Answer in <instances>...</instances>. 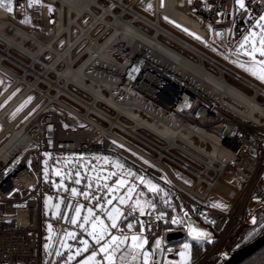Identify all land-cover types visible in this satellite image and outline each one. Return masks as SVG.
Masks as SVG:
<instances>
[{"label": "built area", "instance_id": "1", "mask_svg": "<svg viewBox=\"0 0 264 264\" xmlns=\"http://www.w3.org/2000/svg\"><path fill=\"white\" fill-rule=\"evenodd\" d=\"M92 1L84 0L82 13L70 24L68 30L62 32H60V28L69 24L70 16L76 17L77 14L75 11L65 10L59 0H40L39 3H34L31 6L28 0H12V13L14 15L19 14L21 20L14 18L5 7L0 6V11L3 10L7 14L6 16H0V24L7 23L31 33L36 31L38 40L52 41L54 46L65 37V45L61 48L63 50L69 40H76L82 35L84 27H89L96 21V16L92 13L94 9L102 17L101 19L98 18L93 24L89 34L93 38L98 37L99 39L100 37L101 40L105 39L107 34L112 31V28H107L106 21L114 20L113 13L121 19L130 16L126 13L128 3H133L130 10L139 15H144L143 17L146 20H150V17L136 10L135 4L138 0ZM162 2V6H160L159 0H155V18L152 19L159 20L160 14L170 17L205 38H213L217 49L225 57L237 58L244 62L251 61L239 49V45L245 34L256 25L259 16L264 12V0H245L246 6L243 9L236 5L235 0H162ZM85 4H88L89 8ZM49 5L52 6V10L49 9ZM85 15H89L90 20L83 25L80 20ZM28 18L31 22L25 23L24 21ZM182 18L188 19L193 26L183 23ZM203 24H207L210 31L205 30ZM73 29L76 30L75 35H72ZM90 35L81 36L71 50L72 57L77 58L81 54L84 46L91 41ZM84 42L87 43L83 44ZM79 47L80 49H78ZM77 49L78 51L75 52ZM47 53L52 54V58L48 62L54 60L58 55L55 51L47 49L40 55L41 61L32 63L33 57L30 53L17 46L8 45V41L0 35V76L2 78L0 81V106L13 95L0 109V113L7 110L5 119H0V125L3 126L0 131V149L5 148L6 150V147L12 141L21 138L20 144L16 145L14 149H10L9 157L0 165V264H57V248L65 229L73 228L80 236L87 235L86 231L79 227L80 223L73 224L69 220L73 217L78 205L84 208H93L94 215L99 210L84 198L80 190L83 188V183L80 186L74 185L73 178L78 173L81 157L72 158L70 156L80 152L95 151L117 155L131 166L146 172L169 186L175 192L179 202L185 206L183 210L186 223L185 229L189 227L185 216L189 215L201 227L208 229L211 236L217 234L211 248L194 264H205L215 256L219 260H223L227 252L233 250L227 247L229 240L234 236L238 240L243 238V234L238 233V230L244 221L245 214L257 207L255 204L251 207L250 203L257 195L264 192V125L261 126L262 129L255 128L262 135L253 133L251 130L236 131L227 140L230 142L228 143V149L235 154L236 160L239 162H230L221 170L213 167V170L212 168L209 169L206 174H203V177H200L201 172L199 171H201L200 169L205 170L206 166L202 164L196 155L181 149H174L169 153V157L163 159H167L194 177V184L188 186L178 180L167 167L155 163L147 154L139 151L137 147L135 148L125 137L117 133L120 137H123L122 140L111 133L104 132L102 127L97 126L96 122L98 121L92 119V116L105 123L104 125L98 122L101 125H109L104 119L94 113L91 114V120L86 119L79 113L81 110L70 104L72 107L56 101L48 102L47 96L42 95L37 86H30L28 80L34 78L35 67L38 69L44 68L47 61L43 57ZM82 56L75 62L78 63ZM66 65V59H61L56 67L61 69ZM90 65V72L95 70L104 76H108V78L115 74L117 66L113 62ZM141 69L136 65H132L127 69V75H123L127 80L131 71L132 73L135 72L134 76L136 78L141 73ZM231 71L240 76L236 70ZM39 85L42 87L47 86L45 82ZM20 87L21 89L17 91ZM120 87H123V83H120ZM32 92L37 94L35 99L12 121H8V116ZM185 95V92H181L178 93V97H165V101H171L172 104L174 103L176 107H179V103L183 101ZM187 96L196 105L198 102L196 96L192 93H187ZM41 102L43 103L41 104ZM73 103L83 108V106ZM40 104L41 106H39ZM37 106L39 107L35 109ZM73 108L77 111H74ZM8 122L13 125L14 130L9 127ZM116 130L125 133L119 129H114V131ZM65 133L71 137L75 134V137L66 141L59 140L58 134ZM45 153L50 154L49 160L52 163L57 158L56 156L75 162L74 166L69 168L71 177L65 182L70 184L72 188H76L77 194L74 195L71 189L54 190L51 182L44 178L43 162ZM240 158L242 160L246 158L248 163H242ZM150 162L165 169L175 185L164 182L162 180L163 174L155 169ZM225 169L233 170L238 182V189L220 182V177ZM85 177L94 179L89 169ZM219 183L224 185V189H221V191L234 202L228 209L214 206V203L208 198L210 190ZM202 185H204V189L199 191V187ZM48 193H53L55 198L59 197L62 205L66 201L67 204H73L75 208L70 219H66L60 214L54 219V241L51 246L46 248L44 245V221L46 217L43 212V201L44 196ZM65 210L67 211V209ZM123 212L124 217L132 214L128 206L124 207ZM158 213H163V217L157 219ZM83 216L84 213H81V217ZM138 218L143 223V232L146 235L156 234L162 220L167 219V213L161 211L156 205V208H147L144 214L140 213ZM110 230L112 232L117 231L116 228ZM162 236V256L159 264L166 257L178 258L180 252L176 245H170L164 239L163 234ZM209 238L201 242H209ZM87 240L89 250L98 251V245L95 241L88 236ZM97 258L102 260V254L98 252Z\"/></svg>", "mask_w": 264, "mask_h": 264}, {"label": "bare ground", "instance_id": "2", "mask_svg": "<svg viewBox=\"0 0 264 264\" xmlns=\"http://www.w3.org/2000/svg\"><path fill=\"white\" fill-rule=\"evenodd\" d=\"M59 1L65 10L75 11L77 14L76 17L70 16L69 24L60 28L62 32L68 30L70 24L82 13L84 0ZM132 4L128 3L126 7L129 17L121 19L113 13L114 20L106 21L107 28H112V31L103 40L100 37L93 38L89 34L93 24L102 17L94 9L92 13L96 16V21L82 29V35H90L91 41L84 46L77 58L71 56V50L82 35L74 41L69 40L63 50L56 49L52 41L38 40L36 31L26 32L7 23L0 24V35L8 41V45L17 46L30 53L33 57L32 63L41 61L40 55L45 50L55 51L58 55L54 60L45 62L44 68L35 67L34 78L28 80V84L37 86L39 92L47 96L48 102L56 101L72 107L61 99L63 96L83 106L84 109L79 113L84 118L91 120V114L94 113L104 119L109 125L103 126L96 122L104 132L123 140V137L114 131L119 129L142 142L157 155L152 156L137 149L147 154L155 163L167 167L162 159L169 157V153L174 149L188 151L199 158L206 166L205 170L200 169V177L209 169L213 170V167L221 170L230 162L236 163L237 157L228 149L230 142L227 139L238 130L263 128L264 88L238 71L240 77H235L237 75L231 71L233 68L164 27L158 19L146 20L144 15L133 12L130 10ZM85 6L89 8L88 4ZM6 15L5 11H0V16ZM182 21L193 26L186 18H182ZM162 35L194 54L197 59L162 41ZM81 56V60L75 62ZM61 59H66L67 65L58 69L56 65ZM109 62L117 65L115 74L110 78L95 70L89 71L90 64ZM206 63L215 66L218 72L212 71ZM132 65L142 68V71L136 78L135 72L130 71L126 80L127 69ZM51 72L56 78L50 76ZM227 76L243 83L251 92L242 90ZM43 82L47 84L46 87L39 85ZM120 83H123V87H120ZM172 83L176 84V87H172ZM71 86L78 87L91 98L76 93ZM181 92L186 95L179 107L171 101H165V97H178ZM186 92L196 96V105ZM100 104L113 112L106 111ZM73 110L77 111L75 108ZM6 111L0 113V119H5ZM9 124V127L13 128V125ZM72 137L74 138L75 134ZM72 137L67 133L58 134L61 141ZM20 139L19 137L12 141L6 150L0 149V165L9 157L10 149L20 144ZM240 161L248 163L246 158ZM215 188L224 189V185L219 183Z\"/></svg>", "mask_w": 264, "mask_h": 264}, {"label": "rangeland", "instance_id": "3", "mask_svg": "<svg viewBox=\"0 0 264 264\" xmlns=\"http://www.w3.org/2000/svg\"><path fill=\"white\" fill-rule=\"evenodd\" d=\"M162 0H159V5L162 6ZM154 7H155V0H138L135 4V8L136 10L144 13L145 15H147L148 17L150 18H155V11H154ZM96 10V9H95ZM14 18L18 19V20H21V16L18 14V15H14L13 13H10ZM261 15H264V12L261 14ZM260 15V16H261ZM90 20V16L89 15H85L81 20L80 22L85 25L89 22ZM159 21L161 23V25H163L164 27L168 28L169 30H171L172 32H174L175 34L179 35L180 37L184 38L185 40L189 41L190 43L196 45L197 47L201 48L202 50H204L205 52L211 54L212 56H214L216 59H218L219 61L223 62L225 65H228L230 66L231 68H233L234 70L238 71L239 73H241L242 75H244L245 77H247L248 79H250L251 81H253L254 83L260 85L261 87L264 88V81L260 80L259 77L257 75H253L252 74V71L249 70V66L251 65L252 61L250 62H244V61H241L237 58H227L225 57L221 51L219 49H217L216 45L214 44L213 42V38H205L204 36L198 34L197 32L189 29L188 27L182 25L181 23L171 19L170 17H167L165 15H162L160 14L159 15ZM139 26L145 28L146 30L148 31H151L150 28L146 27L145 25L141 24V23H138ZM203 28L205 30H208L210 31V28L207 24H203ZM184 29H188L189 31H185ZM258 26L257 27H253L251 28L246 34L245 36L248 35L249 32L251 31H258ZM190 33H196L197 36L201 37L202 39H197L196 36H193L191 35ZM76 34V30L73 29L72 31V35H75ZM244 36V37H245ZM243 37V38H244ZM161 40L166 42L167 44L175 47L176 49H178L179 51H181L182 53L190 56L191 58L193 59H197V57L192 54L191 52L185 50L184 48H182L181 46H179L178 44L172 42L171 40L167 39L166 37H164L163 35L160 36ZM243 41V39H242ZM241 41V42H242ZM87 42H84L83 44H86ZM65 45V37H63L56 45L55 47L58 48V50H61V48H63V46ZM80 49V47L78 48ZM78 49L75 51L77 52ZM244 54V50L243 49H240ZM19 56H21L19 53H18ZM246 55V54H245ZM22 57V56H21ZM52 58V54L51 53H47L43 59L45 61H50ZM250 58V57H249ZM251 59V58H250ZM257 59H264V57H260L259 54H257ZM207 66L214 72H218V69H216L215 66H213L212 64H208L206 63ZM241 64L245 65V67H241ZM62 67V66H61ZM59 69V68H58ZM42 70V69H41ZM50 76L52 78H56V75L54 73H51ZM227 78L233 82L234 84H236L239 88H241L242 90L250 93V89H248V87L246 85H244L243 83L241 82H238L237 80H235L233 77L231 76H227ZM2 80L1 76H0V81ZM172 87H176V85L174 83L171 84ZM22 87V86H21ZM21 87L17 90L19 91L21 89ZM71 89L74 90L76 93H79L81 95H84L85 97L87 98H90V96H88L86 93L84 92H81L78 88H76V86H71ZM36 93L35 92H32L27 98L25 101H27V103H25V101L22 103L24 104V106L22 108H20V105L8 116L7 120L8 121H12L18 114H20L27 106L28 104L35 99L36 97ZM13 96V95H12ZM12 96L7 100L5 101V103H7L11 98ZM31 97V100H28V98ZM61 99L74 106L75 108L79 109L82 111L83 108L79 107L78 105L74 104L72 101H70V99L68 98H65V97H61ZM260 99H262V97H260ZM4 103V104H5ZM43 102H41L42 104ZM4 104H2L0 106V109L4 106ZM41 104L39 106H41ZM39 106H37L35 109H37ZM100 106L102 108H104L106 111L112 113L113 111L111 109H109L107 106L103 105V104H100ZM18 108H20L19 111H16ZM13 113H15L13 115ZM92 119L100 122L101 124H104L105 123L101 120H99L98 118H96L95 116H92ZM124 121L126 122H129L128 120L122 118ZM90 127V126H88ZM3 129V126L0 125V131ZM251 130V132L253 133H257L258 135H262L258 130H256L255 128L254 129H249ZM142 132L146 133L147 135H149L150 137H152L154 140H157L158 142H160L159 139L155 138L153 135L147 133L146 131L142 130ZM115 133H118L119 135L125 137L134 147H137V148H140L142 149L144 152L152 155V156H156V152H154V150H152L151 148L147 147L146 145H144L142 142L138 141L137 139L131 137V136H128L126 135L125 133H122L120 131H115ZM85 153H89V154H86L85 156L87 157H91L95 160V162H100L101 165L103 166H108V165H112L115 169H117V171L121 172L124 176L126 177H129V178H134V179H137V177H144L145 178V175L143 173H140L138 172L136 169L130 167L127 163H125V161H123L122 159H120L119 157H116V156H112L110 154H107V153H103V154H100L98 152H80L79 154H76L78 156H84ZM73 154L70 156L72 157ZM58 158V156H56ZM138 157L140 158V156L138 155ZM50 158V154L48 156H45L44 155V162H43V173H44V178L46 180L49 181V174L51 172V175L53 176L51 178L52 180V185H53V189L54 190H66L67 189V185H66V182H65V170L64 168H60L58 166V162L57 161L58 159L56 158L55 161L52 163L50 162L49 160ZM45 161H47V163H45ZM162 162L169 168V170L171 171V173L180 181H182L183 183L187 184L188 186H192L195 182V179L193 176H191L189 173H187L186 171L180 169L179 167H177L176 165H174L173 163H171L170 161H168L167 159H163ZM151 163V162H150ZM149 163V164H150ZM119 165V167H118ZM151 165H153V167H155V169H157L158 171H160L163 176H162V180L164 182H166L167 184H170V185H175L174 182L172 181L171 177L169 176L168 172L163 169L162 167L156 165V164H153L151 163ZM200 167V165H198ZM45 169H47V178L45 177ZM98 169V168H97ZM56 170H59L60 171V175H57L56 174ZM93 170V169H92ZM99 171V170H98ZM102 171V170H100ZM129 171H131V173L133 175L129 176L128 173ZM97 172V171H96ZM105 177H107V173L105 171L101 172ZM56 177H59V180L56 179ZM125 177V178H126ZM154 178V177H153ZM156 179V178H155ZM139 180V179H137ZM140 181V180H139ZM150 181H154V180H150ZM220 182L223 183L224 185L226 186H229V187H232V188H235V189H238V182H237V179H236V176L233 172V170L231 169H225L220 177ZM160 185V184H158ZM167 186V185H166ZM169 187V186H168ZM160 188V186H159ZM171 189V188H170ZM204 189V185L200 186L199 187V191H203ZM172 190V189H171ZM173 191V190H172ZM163 190H160V193H162ZM175 193V192H174ZM154 193L150 192L149 196H148V200L154 202ZM164 195V194H163ZM208 198L209 200H211L214 205L218 208H221V209H228L230 208L234 202L229 199L222 191L221 189L219 188H213L210 190L209 194H208ZM165 200L168 201V197L165 196L164 200H163V205H167V206H171V203H165ZM155 203V202H154ZM156 204V203H155ZM182 204V207H183V210L185 209L184 207V204ZM257 205L256 209L255 210H250V212L246 213L245 214V218H244V221L242 223V225L240 226L239 229H241L244 225L246 224H252V218L255 217V213L256 211L258 210H261L264 212V192L260 193L259 195H257L253 200L252 202L250 203V206L252 207L253 205ZM57 205L59 207H57ZM254 205V206H255ZM81 206V205H79ZM113 206H120L119 203L117 205H111L108 209V206L105 207L106 210H111V208ZM226 206V207H225ZM61 207H62V204H61V199L58 197V198H55L54 194L53 193H48L44 196V201H43V212H44V215H45V221H44V226H45V236H44V245H48V246H51L53 244V241H54V237H55V230H54V219L56 217L59 216V213H60V210H61ZM90 208V207H87V208H84L83 206L81 207V213H84V216L87 215V209ZM99 212L96 214V215H99L101 216L105 223L106 224H111V221L107 219V213L106 211H102L100 208H98ZM165 212V211H164ZM81 213H80V217L77 219V223H83V217H81ZM94 213V211H93ZM76 216V209H75V212H74V215L73 217ZM256 218V217H255ZM63 220H65V218H63ZM72 218L69 220L71 222ZM167 219H163L162 220V223L165 222ZM72 223V222H71ZM51 226V227H49ZM87 228L90 229V224L86 225ZM186 227V225H185ZM256 228V227H254ZM258 228H256V231H257ZM252 230V228H251ZM239 231V230H238ZM250 231L248 232H240L243 234V238L242 240L244 241L245 240V243L249 242L251 239H253V234L251 236L248 235ZM66 233H74L75 236H68L66 235ZM239 233V232H238ZM114 233H112L111 231H109V235L105 237V239L103 241H101V243H106V240L107 238H110ZM87 236L90 237V235L88 234L87 232V235H84V236H80L73 228H70V229H65L64 230V233L60 239V242H59V245H58V248H57V251L59 252V255L62 257L60 259V261L58 262V264H64V261L67 260V256L69 254V252H75V250L77 248H82V244H81V241L82 240H87ZM189 238V237H188ZM217 238V234H214L212 235L210 238H209V242H213L215 239ZM191 239V238H190ZM183 240L181 243H179L177 246L179 249L182 250V245L185 243V242H188L190 244V241L191 240ZM62 242L64 244H67L69 247L65 248L62 246ZM244 243V244H245ZM230 249H233L235 250V248H230ZM149 251L152 253V247L151 248H148L147 247V244H145L144 246V249L142 251ZM232 250V251H233ZM91 250H89L88 248V251L85 252V251H81L80 252V255L79 256H76L73 260L71 261H68V264H80V261L83 260V259H86L89 255H91ZM97 252V251H96ZM189 252H190V249H189ZM181 257L177 258V259H168V258H165L161 264H166V262L168 261H175L177 262V264H179V262L181 261ZM58 260V255L56 256V261ZM101 261V264L103 263L102 260ZM142 262V259L141 260H138L136 263H141ZM188 264H191V262L189 261Z\"/></svg>", "mask_w": 264, "mask_h": 264}, {"label": "snow or ice", "instance_id": "4", "mask_svg": "<svg viewBox=\"0 0 264 264\" xmlns=\"http://www.w3.org/2000/svg\"><path fill=\"white\" fill-rule=\"evenodd\" d=\"M29 5H33L34 3H39L40 0H28ZM236 5H238L241 9L245 8V0H235ZM12 0H0V6L5 7L9 13L13 12V7L11 6ZM50 10H52V6H48ZM25 23H30V18L26 19L24 21ZM258 26V31H251L248 33L247 36L243 38V41L239 45V49H243L245 54L251 58V65L249 66V70L252 71L253 75H257L260 80L264 81V59H257V54H259L260 57H264V15L259 16L256 25H254V28ZM211 27V26H210ZM185 31H189L188 29H184ZM193 36H196L197 39H202L201 37L197 36L196 33H190ZM219 35V33H217ZM238 49V50H239ZM241 67H245V65L241 64ZM28 100H31V97L28 98ZM27 103V101H25ZM24 104L20 105V108H22ZM20 108H18L16 111H19ZM15 113H13L14 115ZM49 153H45V156H48ZM47 163V161H45ZM119 167V165H118ZM56 174L60 175V171L56 170ZM79 173H77V176ZM129 176L133 175L131 171L128 173ZM45 177L47 178V169H45ZM99 179V178H97ZM107 179V177H105ZM137 179L140 180L142 184H145L148 187V190L152 193H157L160 191L159 185L153 184L152 181L146 180L144 177H137ZM79 182V181H77ZM129 184V181L127 179L121 178L118 179L115 183V185L107 186L105 185V188L108 192H118L121 187L124 185ZM72 193L75 195L77 194V189L72 188ZM136 191V186L130 185L127 189V192L124 195L121 196H113L112 199L107 200V204L112 205L113 199H118L119 205H125L128 204L130 208V213H134L137 210L141 214L145 213V210L147 208H156V204L150 200L147 199H141L142 194H137V197L135 200L132 199L133 192ZM86 197H88L90 194L88 192L83 193ZM167 195V193H165ZM95 199V197H92ZM165 203H168L167 200H165ZM120 206H113L111 210H106L104 208L103 204L97 203L96 207L100 208L102 211H106L107 213V219L111 221V224H106L104 219L99 215H94L93 208L87 209V215L83 216V223L79 225L80 228H83L88 234L91 236V238L95 241L96 245L99 246V251L104 253V257L107 260V264H136L138 260L142 259V264H150V258L152 257L153 253L149 251H142L144 249L145 244L148 243V240L142 235V234H133L130 237L131 243H128L129 236L121 234L119 236L112 235L111 238L106 243H101L105 239L106 236L109 235L110 229H115L118 227L117 221L121 219L124 216V212ZM215 206V205H214ZM57 207H59L57 205ZM81 207H76V216L72 217L71 222L73 224L77 223V219L80 217L81 213ZM226 207V206H225ZM163 213L157 214V219H160L163 217ZM173 223H177V219L175 217L172 218ZM253 225H256L258 223L257 219L255 217L252 218ZM90 224V229L86 227V225ZM140 226L143 228V223L140 222ZM51 227V226H49ZM134 225L129 223L128 228H133ZM260 227L264 229V223H260ZM256 231L255 228L252 229L251 232L248 233L249 236H251ZM68 236H75L74 233H66ZM189 236L197 241H202L208 237L211 236V233L199 229V228H193L190 227L189 229ZM162 241L156 240L155 242V248L159 249ZM82 248H77L75 252H69L67 256V260L64 261V264H68V261L73 260L76 256L80 255L81 251H88L89 248V242L88 240H82L81 241ZM62 246L67 248L69 247L67 244H64L62 242ZM47 248L48 245H45ZM127 247L128 251L123 252L119 260L117 261V253L121 252V249ZM191 248V245L188 242H185L182 245V250L178 253V255L182 258L179 264H188L190 261V252L189 249ZM171 251V249H169ZM57 255L59 256V252L57 251ZM225 255V254H222ZM97 252L92 251L91 255H89L86 259H83L80 261V264H101L100 260L96 259ZM166 264H177L175 261H168Z\"/></svg>", "mask_w": 264, "mask_h": 264}, {"label": "trees", "instance_id": "5", "mask_svg": "<svg viewBox=\"0 0 264 264\" xmlns=\"http://www.w3.org/2000/svg\"><path fill=\"white\" fill-rule=\"evenodd\" d=\"M77 154V153H76ZM78 155L73 154L72 158L77 157ZM81 157V156H80ZM64 157H58L57 161L58 162V166L60 168H64L65 170V181H68L69 178L71 177V172L69 170V168L74 166V161L73 160H65L63 159ZM90 171V165L88 162V159L84 156L81 157V162L79 164V170L78 173L79 175L77 176V174L75 175V177L73 178V183L74 185H82L83 183V188H81V192L82 194L85 192H88L90 195L88 197H86L85 195L84 198L86 200H88L89 202H91V204L93 205H97V203L99 202L100 204H103L104 207L107 203V200L110 198L111 194L108 193V191L105 188V185L100 184L98 182H96L94 179H88L85 177L86 172ZM49 181L52 184V180L51 178L53 177L51 175V172L49 174ZM56 179L59 180V177H56ZM79 181V182H77ZM67 185V189H72V186L70 184H66ZM160 190H163L162 193H160V191H158L157 193H154V202L156 203V205L158 206V208L161 211H165L167 213V220L163 223H160L159 225V230L156 234H154L152 236V242L154 244V241L156 240V238L161 235V234H168L170 232H174V231H178V230H182L185 229V221H184V214H183V207L181 202H179V200L176 197V194L174 193V191H172L168 186H166L163 183H160ZM53 187V185H52ZM74 188V187H73ZM165 193H167V195H165ZM164 194V195H163ZM168 197V203H171V206H167V205H163V200L164 198ZM92 197H95V199H93ZM74 205L73 204H67L66 201H64L62 208L60 210V215L64 216L66 219H70V217L72 216V213L74 211ZM67 209V211L65 210ZM175 217L177 219V223H173L172 222V218ZM255 217L258 221V223L256 225L252 224H246L244 225L241 229H239V233L240 232H248V231H252L251 228L253 229L254 227L258 228L257 231H255L253 233V238L257 237L258 235H260L261 233L264 232V229H262L260 227V223H264V212L261 210L256 211L255 213ZM140 220L138 218V216H126L121 220V227H126L128 226L129 223L133 224L134 227L132 229H141L142 227L140 226ZM255 228V229H256ZM190 238H183V239H176V240H170L168 241V243L170 245H178L179 243H181L183 240H189ZM190 251H191V264L196 263L198 260H200L205 253L211 248L212 246V242H201V241H197V240H193L190 239ZM245 243V240H238L236 236L232 237L229 242L227 243V247L228 248H239L241 247L243 244ZM62 257L59 256L58 260L56 261L57 264L60 261ZM223 260H219L217 256L213 257L211 260H209L208 262H206L205 264H220ZM241 264H264V247L259 250L258 252H256L255 254L251 255L248 259H246L245 261H243Z\"/></svg>", "mask_w": 264, "mask_h": 264}, {"label": "crops", "instance_id": "6", "mask_svg": "<svg viewBox=\"0 0 264 264\" xmlns=\"http://www.w3.org/2000/svg\"><path fill=\"white\" fill-rule=\"evenodd\" d=\"M96 152H98V153H100V154H103V153H107V154H110V155H114V154H112V153H108V152H99V151H96ZM77 154H79V153H77ZM86 154H89V153H85L84 154V157H86L87 159H88V162H89V165H90V174L92 175V177L95 179V181L96 182H98V183H100V184H103V185H107V186H112V185H115V183H116V181L118 180V179H121V178H124V179H127L128 181H129V184H126V185H124L123 187H121L120 189H119V191L118 192H108V193H110L111 194V196H110V198L109 199H112L113 198V196H121V195H124L126 192H127V189H128V187L130 186V185H135L136 186V191L135 192H133V194H132V199L133 200H135V198L137 197V194H142L141 195V199H147L148 200V196H149V194H150V191L148 190V187L145 185V184H142L139 180H137V179H134V178H129V177H126V176H124L121 172H119V171H117V169H115L112 165H108V166H103V165H101L100 164V162L98 163V162H95V160L93 159V158H91V157H87V156H85ZM76 155V154H75ZM114 156H116V157H119V156H117V155H114ZM120 158V157H119ZM120 159H122V158H120ZM123 160V159H122ZM124 161V160H123ZM125 163H127V162H125ZM128 164V163H127ZM130 167H132V168H134V169H136L138 172H140V173H143L144 175H145V179L146 180H154V181H152V183L153 184H160V183H162L161 181H159V180H157V179H155V178H153V176H151V175H149V174H147L146 172H144V171H142V170H140V169H137V168H135V167H133V166H131L130 164H128ZM98 168V169H97ZM93 169V170H92ZM99 170V171H98ZM100 170H102V171H100ZM97 171V172H96ZM103 171H105L106 173H107V179H105V176L101 173V172H103ZM126 177V178H125ZM97 178H99V179H97ZM119 203V201H118V199H113V205L115 204V205H117ZM108 206V209H109V207L111 206V205H109V204H107L106 203V205H105V207H107ZM126 206H128L129 207V205L128 204H125V205H122V206H120L121 208H122V210L124 209V207H126ZM104 207V208H105ZM98 208V207H97ZM94 211V210H93ZM60 214V213H59ZM140 214V212H139V210H137L136 212H134V213H132L131 215L132 216H138ZM124 218V216L121 218V219H119L118 221H117V223H118V227L116 228L117 229V231L116 232H112L111 230V232L112 233H114L113 235H117V236H119V235H121V234H124V235H127V236H129V241H128V243H131V240H130V237H131V235H133V234H142L147 240H148V243H147V247L148 248H151L152 246H153V242H152V236L154 235V234H150V235H146L144 232H143V228H141V229H129L128 228V226H124V227H121V220ZM140 220V219H139ZM86 234H87V232H86ZM162 235V234H161ZM164 235V239H165V234H163ZM160 236V235H159ZM89 237V236H88ZM89 238H91V236L89 237ZM111 238V237H110ZM110 238H107V240H106V242L110 239ZM186 238H188V237H186ZM190 238V237H189ZM92 239V238H91ZM192 239V238H191ZM93 240V239H92ZM194 240V239H193ZM155 242V241H154ZM168 242V241H167ZM177 246V245H176ZM178 247V246H177ZM180 251H181V249H179ZM126 251H128V249H127V247H124V248H122L121 249V252L120 253H117V261L119 260V257H120V255L123 253V252H126ZM98 252L99 253H101L102 254V256H103V259H102V264H107V260L105 259V257H104V253L103 252H100L99 251V246H98V251H97V254H98ZM153 253V252H152ZM180 257V256H179ZM178 257V258H179ZM190 257H191V251H190ZM167 258V257H166ZM96 259L97 260H99L97 257H96ZM165 259V258H164ZM163 259V260H164ZM168 259H171V258H168ZM177 259V258H176ZM162 260V261H163ZM191 260V259H190ZM136 264H142V262L141 263H136ZM150 264H153V255H152V257L150 258Z\"/></svg>", "mask_w": 264, "mask_h": 264}, {"label": "water", "instance_id": "7", "mask_svg": "<svg viewBox=\"0 0 264 264\" xmlns=\"http://www.w3.org/2000/svg\"><path fill=\"white\" fill-rule=\"evenodd\" d=\"M239 78L240 76H235ZM187 222H188V229H182L174 232H170L165 235V240L170 241V240H176V239H183L185 237H190L189 236V229L190 227L193 228H199L202 230H205L209 233H211L208 229L201 227L193 217L186 215L185 216ZM191 238V237H190ZM209 238V237H208ZM206 238V239H208ZM156 240H161L163 243V236L160 235L156 238ZM155 240V242H156ZM155 242L152 246V252H153V264H159V261L161 260L162 256V250L161 246L162 243L159 247V249L155 248ZM264 247V232L258 235L257 237L251 239L249 242L243 244L241 247L227 252L226 257L223 259V261L220 264H241L243 261L248 259L251 255L255 254L259 250H261Z\"/></svg>", "mask_w": 264, "mask_h": 264}]
</instances>
